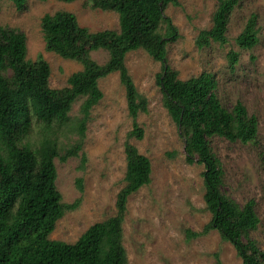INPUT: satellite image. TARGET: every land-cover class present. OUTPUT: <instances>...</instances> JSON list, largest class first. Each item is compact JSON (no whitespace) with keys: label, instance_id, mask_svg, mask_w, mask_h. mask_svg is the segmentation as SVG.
I'll use <instances>...</instances> for the list:
<instances>
[{"label":"trees","instance_id":"16d2710c","mask_svg":"<svg viewBox=\"0 0 264 264\" xmlns=\"http://www.w3.org/2000/svg\"><path fill=\"white\" fill-rule=\"evenodd\" d=\"M12 1L19 9L28 2ZM237 1L219 0L213 25L196 37L199 46L228 41V17ZM179 3L92 0L95 7L119 13V29L97 31L82 25L71 10L45 13L41 26L46 49L83 64L82 69L69 76L68 85L60 88L50 85L48 60L42 55L36 60L28 58L26 34L19 28L0 25V264H128L124 244L128 197L149 184L152 174L151 159L129 140L125 142L126 184L117 194L116 214L90 225L75 242L53 239L50 234L64 213L80 202L62 201L54 158L59 156L66 161L79 154L91 109L104 96L100 79L119 71L134 120L129 136H144L137 116L148 110L147 99L139 92L125 61L128 52L139 48L161 61L157 80L163 104L185 141L187 161L204 166V199L212 213L204 231L218 229L225 240L233 243L242 264H264V248L250 236L260 222L255 200L240 205L221 188L224 168L210 143L215 135L235 142L255 140L258 120L240 100L232 109L222 103L213 73L182 79L168 63L167 45L179 36V28L165 11L170 4ZM258 40L256 31L249 29L237 37L240 46L249 49ZM98 49L109 52L106 62L92 56V51ZM230 55L235 64L239 52L233 50ZM81 96H86L80 108L82 116L72 117L73 104ZM54 124L72 125L71 130L78 131L80 139L61 152L52 136L57 131ZM34 125L43 133L36 147L28 138ZM76 181L83 190V178Z\"/></svg>","mask_w":264,"mask_h":264},{"label":"rangeland","instance_id":"374dc122","mask_svg":"<svg viewBox=\"0 0 264 264\" xmlns=\"http://www.w3.org/2000/svg\"><path fill=\"white\" fill-rule=\"evenodd\" d=\"M179 2L165 11L179 28V36L167 45L168 63L182 79L213 73L222 103L232 109L240 100L249 114L257 117L255 140L235 142L215 135L210 143L224 168L221 188L240 205L255 200L260 222L250 236L264 248V0H238L228 17V41H213L202 47L196 37L213 25L219 0ZM64 9L73 11L79 22L92 31L120 27L117 11L95 7L92 0H28L21 9L12 0H0V25L19 28L26 34L28 58L36 60L42 55L49 61L50 85L56 88L68 85L69 76L83 68L79 60L46 49L41 19L45 13ZM248 29L259 37L251 49L241 47L237 41ZM233 50L239 52L235 64L230 55ZM92 56L104 63L109 52L98 49L92 51ZM125 61L139 92L147 99L148 110L137 116L144 136H129L134 120L119 71L100 79L104 96L91 109L79 154L66 161L54 158L62 201L80 202L57 221L51 238L75 242L90 225L116 214L117 194L126 184L125 142L129 140L151 159L152 174L149 184L128 197L124 220L128 264H242L233 243L225 240L218 229L204 231L212 218L204 199V166L187 161L185 141L163 104L157 80L161 61L143 48L128 52ZM85 98L81 96L74 102L72 117L82 116L80 108ZM71 127L54 124L57 131L52 136L61 152L80 139L79 132ZM42 137L40 128L34 125L28 136L33 147ZM79 177L83 178V190L77 185Z\"/></svg>","mask_w":264,"mask_h":264}]
</instances>
